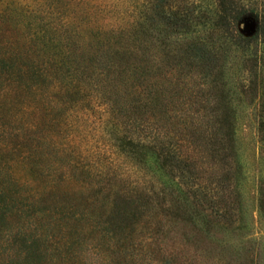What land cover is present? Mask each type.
<instances>
[{
  "label": "trees",
  "instance_id": "obj_1",
  "mask_svg": "<svg viewBox=\"0 0 264 264\" xmlns=\"http://www.w3.org/2000/svg\"><path fill=\"white\" fill-rule=\"evenodd\" d=\"M93 1H75L69 19L52 2L40 11L5 2L0 7V24L12 19L21 34L27 30L19 39L0 41V224L16 217L27 231L32 229L20 238L23 263L37 245L45 251L53 244L71 246L96 229L115 235L111 220L130 228L172 203L205 232L215 227L229 235L244 234L235 104L222 81L219 47L226 44L246 60L240 88L258 97L257 137L264 146V63L258 56L264 1L248 6L244 2L250 0H135L125 27L101 29L86 17L87 27L75 30L84 35L80 38L44 36L68 25L59 18L77 22L87 16ZM246 14L261 24L250 37L236 29ZM30 16L38 26L26 21ZM215 34L217 41H212ZM153 43L168 49L162 78L169 99L161 103L147 77ZM128 77L136 82L122 100L117 88ZM23 96L24 101H17ZM83 98L107 115L112 164H83L71 135L64 134L62 143L57 133L46 135L39 129L44 115L57 126L60 118L53 113L58 107ZM160 110L162 119L156 116ZM255 190L262 213L261 180ZM102 200L105 204L96 209L103 218L93 221L87 209ZM15 239L1 240V249L11 248Z\"/></svg>",
  "mask_w": 264,
  "mask_h": 264
},
{
  "label": "rangeland",
  "instance_id": "obj_2",
  "mask_svg": "<svg viewBox=\"0 0 264 264\" xmlns=\"http://www.w3.org/2000/svg\"><path fill=\"white\" fill-rule=\"evenodd\" d=\"M75 1L77 0H59L55 3L53 0H0V7L5 2L10 6L20 5L27 11H40L46 8L48 2H52V6L53 3L58 6L59 12L63 10L65 17L69 19L71 11L75 9ZM250 1V4L247 2L244 4L249 6L264 0ZM92 3L93 5L88 4L92 5L89 6L91 7L90 15L81 18L77 21L78 23L64 22L62 18H59L61 24L68 23V25L58 29L54 34L46 33L44 36L56 39L68 37L67 41L75 37L80 38L84 35H76L75 30L87 27L86 17L92 19L101 29L117 24L125 27L130 7L135 0H94ZM108 10L110 12L107 13ZM33 16L36 17V13ZM33 20L36 21L34 26H38L37 20L31 16L26 21L32 23ZM55 21H58V18ZM43 23L44 20L39 21V25ZM260 27L259 20L250 14L241 16L236 23L238 33L244 37L252 36ZM26 31L25 29L21 34L11 19L10 22L0 24V41L9 37L19 39L21 35H26ZM153 35L158 37V32H153ZM217 37L218 34H215L210 39L217 41ZM259 40L261 41L258 56L264 63V32L259 35ZM21 49H24V46ZM149 50L154 56L150 63L151 71L147 72V77L150 79L151 76V89L156 94V101L165 102L169 99V90L162 77L167 68L164 54L168 53V49L153 43ZM219 50H221L220 55L223 56L225 68V70L223 68L222 81L227 83L225 89L230 88L229 98L235 104L237 155L244 177V181L240 183L239 202L246 228L241 232L245 233L240 236L229 235L220 232L222 230L218 231L215 227L210 230V233L205 232L189 219L184 210L172 203L163 210L157 208L141 216L142 218L136 222L138 224H132L130 228L127 226L120 228L121 225L117 219L111 220L114 223L111 227L115 235L96 229L94 233L87 232L85 235H80L77 242L71 246L60 247V244H53L50 250L45 251L43 246L37 245L39 248L35 247L36 253L27 260V264H264V210L262 213L258 212L255 190L257 180L263 182L264 189V146L259 143L257 137L258 97L250 96L247 89L243 87L241 92L240 83L245 81L243 79L245 74L242 72L245 58L226 44H222ZM262 76L264 80V73ZM142 78L140 81L144 84ZM135 82L131 77L125 78L123 87L117 88V93L121 95L122 100L127 98ZM183 89L182 86V91ZM25 99L26 96H23L17 98V101ZM58 108V111L53 113L51 109V112L56 118H60V123L57 126L51 125L48 122V116L44 115L39 126L40 131L46 135L57 133V140L62 143L67 140L64 139V134L71 135L72 147L81 153L83 164H89L90 167L112 164L110 159L114 158V154L109 152L111 147L108 127L105 126L107 115L102 107L83 98L82 101L71 100ZM156 116L162 119V110L157 112ZM61 136L62 140H60ZM119 161L124 166V162L120 159ZM61 163H64V159ZM104 204L105 201L102 200L100 204L99 202L95 206L91 204L87 209L88 213L91 212L94 215L93 221L103 218L98 216L102 210H97L96 207ZM126 223L128 221H125ZM21 225L22 220L16 217H10L6 223L0 224V241L14 235L17 238L11 248L7 246L2 250L0 247V264H24L20 256L24 249L20 244V238L23 231L25 235H28L27 232H31L32 229L27 231L25 224ZM52 248L55 250H51ZM15 253H19L20 258Z\"/></svg>",
  "mask_w": 264,
  "mask_h": 264
},
{
  "label": "water",
  "instance_id": "obj_3",
  "mask_svg": "<svg viewBox=\"0 0 264 264\" xmlns=\"http://www.w3.org/2000/svg\"><path fill=\"white\" fill-rule=\"evenodd\" d=\"M247 29V28H246ZM255 32V31H254Z\"/></svg>",
  "mask_w": 264,
  "mask_h": 264
}]
</instances>
